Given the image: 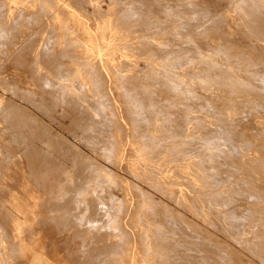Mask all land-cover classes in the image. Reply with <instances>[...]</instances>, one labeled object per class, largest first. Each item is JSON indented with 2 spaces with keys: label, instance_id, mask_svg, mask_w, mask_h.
<instances>
[{
  "label": "rangeland",
  "instance_id": "obj_1",
  "mask_svg": "<svg viewBox=\"0 0 264 264\" xmlns=\"http://www.w3.org/2000/svg\"><path fill=\"white\" fill-rule=\"evenodd\" d=\"M0 256L264 264V0H0Z\"/></svg>",
  "mask_w": 264,
  "mask_h": 264
},
{
  "label": "bare ground",
  "instance_id": "obj_2",
  "mask_svg": "<svg viewBox=\"0 0 264 264\" xmlns=\"http://www.w3.org/2000/svg\"><path fill=\"white\" fill-rule=\"evenodd\" d=\"M20 71H21V70H20ZM57 77H58V76H57ZM229 79H230V77H229ZM222 81H223V80H222ZM55 89H56V88H55ZM101 95H102V94H101ZM103 97H104V96H103ZM103 97H102V98H103ZM108 102H110V101H108ZM64 104H65V103H64ZM107 104H109V103H107ZM60 105H61V104H60ZM72 106H73V105H71V107H72ZM65 108H66V107H65ZM76 108H77V107H76ZM83 111H84V110H83ZM80 114H81V113H80ZM86 116H87V115H86ZM91 116H92V115H91ZM83 118H84V117H83ZM87 118H89V116H88ZM84 120H85V119H84ZM102 120H103V119H102ZM107 120H108V119H107ZM88 121H89V119H88ZM93 121H95V120H93ZM72 122H73V121H72ZM82 122H83V121H82ZM82 122H81L80 124H82ZM97 122H98V121H97ZM97 122H96V123H97ZM99 122H100V121H99ZM102 122H105V121H102ZM106 122H107V121H106ZM93 123H95V122H93ZM96 123H95V126L98 125V126L100 127V125H99L100 123H99V124H98V123L96 124ZM91 125H92V124H91ZM101 125H102V124H101ZM89 126H90V124H89ZM92 126H94V124H93ZM104 126H105V125H104ZM31 127H33V126H31ZM81 127H82V126H81ZM99 127H98V128H99ZM101 127H103V125H102ZM95 128H96V127H95ZM98 128H97V129H98ZM103 128H104V127H103ZM105 128H107V126H106ZM97 129H96V130H97ZM37 130H38V129H37ZM105 131H106V130H105ZM106 132H107V131H106ZM37 133H38V132H37ZM99 133H100V132H99ZM97 134H98V133H97ZM212 135H213V134H212ZM86 136H87V135H86ZM107 136H108V134H107ZM32 137H33V136H32ZM214 137H215V136H214ZM43 138H44V137H43ZM83 138H84V137H83ZM44 139H45V138H44ZM212 139H213V138H212ZM40 140H41V139H40ZM93 140H94V138H93ZM105 141H106V140H105ZM93 142H94V141H93ZM93 142H92V144H93ZM97 142H100V141H96V144H98ZM94 143H95V142H94ZM100 144H101V143H100ZM107 144H108V143H107ZM187 144H188V143H187ZM194 145H195V144H194ZM94 146H95V145H94ZM94 146H93V147H94ZM103 147H104V146H103ZM103 147H102V148H103ZM115 147H116V146H115ZM231 147H233V146H231ZM104 148H105V147H104ZM194 148H195V147H194ZM201 150H202V149H201ZM186 151H187V150H186ZM189 151H190V150H189ZM192 151H194V150H192ZM107 152H108V151H107ZM180 152H181V151H180ZM199 152H200V151H199ZM188 154H189V153H188ZM192 154H193V153H192ZM194 156H195V155H194ZM92 168H93V167H92ZM207 169H208V168H207ZM84 170H85V169H84ZM87 170H88V169H87ZM100 170H101V169H100ZM208 170H209V169H208ZM88 172H89V171H88ZM81 173H82V172H81ZM83 176H84V175H82V177H83ZM76 177H77V176H76ZM85 177H87V176H85ZM77 178H79V177H77ZM75 179H76V178H75ZM79 179H80V178H79ZM76 180H77V179H76ZM80 180H81V179H80ZM78 188H79V187H78ZM101 215H102V214H101ZM97 217H98V216H97ZM220 220H221V219H220ZM176 227H177V226H176ZM98 241H99V239H98ZM247 245H248V243H247ZM113 247H114V246H113ZM85 248H86V247H85ZM94 248H95V247H94ZM116 248H117V245H116ZM113 249H114V248H113ZM106 250H107V249H106ZM111 250H112V249H110V251H111ZM92 251H93V250H92ZM107 252L110 253L109 250H107ZM107 252H105V253L107 254ZM97 254H99V251H98ZM258 256H259V255H258ZM96 258H97V257H96ZM96 258H94V260H96ZM106 258H107V257H106ZM100 259H101V258H100ZM100 259H97V260H100ZM108 260H109V259H108ZM101 261H102V259H101L99 262H101ZM103 261H104V260H103ZM92 262H93V261H92ZM106 262H108V261H106ZM108 263H109V262H108ZM100 264H101V263H100Z\"/></svg>",
  "mask_w": 264,
  "mask_h": 264
},
{
  "label": "crops",
  "instance_id": "obj_3",
  "mask_svg": "<svg viewBox=\"0 0 264 264\" xmlns=\"http://www.w3.org/2000/svg\"><path fill=\"white\" fill-rule=\"evenodd\" d=\"M30 255H31V257H29V258L32 259V260H34V259H35V255H36V253H34V254L31 253ZM37 255H38V257H40V254L37 253ZM41 257H42V255H41ZM37 259H38V260H37L36 262H34V263H33V262H32V263L29 262L28 264H30V263H31V264H41V262H40V258H37ZM0 264H7V263L5 262L4 257L2 258V257L0 256Z\"/></svg>",
  "mask_w": 264,
  "mask_h": 264
}]
</instances>
